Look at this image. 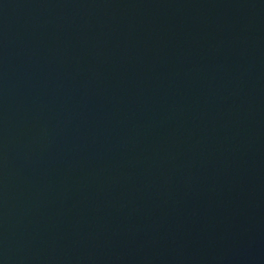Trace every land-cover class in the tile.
<instances>
[{"label": "water", "instance_id": "1", "mask_svg": "<svg viewBox=\"0 0 264 264\" xmlns=\"http://www.w3.org/2000/svg\"><path fill=\"white\" fill-rule=\"evenodd\" d=\"M0 264H264V0H0Z\"/></svg>", "mask_w": 264, "mask_h": 264}]
</instances>
